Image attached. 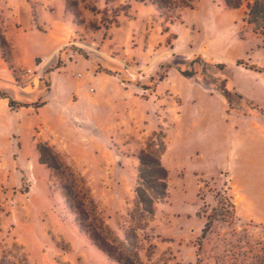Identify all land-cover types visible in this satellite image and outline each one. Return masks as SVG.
<instances>
[{
	"label": "rangeland",
	"instance_id": "rangeland-1",
	"mask_svg": "<svg viewBox=\"0 0 264 264\" xmlns=\"http://www.w3.org/2000/svg\"><path fill=\"white\" fill-rule=\"evenodd\" d=\"M263 39L223 0H0V264H264L227 173L236 93L264 114Z\"/></svg>",
	"mask_w": 264,
	"mask_h": 264
},
{
	"label": "crops",
	"instance_id": "crops-1",
	"mask_svg": "<svg viewBox=\"0 0 264 264\" xmlns=\"http://www.w3.org/2000/svg\"><path fill=\"white\" fill-rule=\"evenodd\" d=\"M52 30L49 32V34H52L54 39L53 45H55L53 51L48 53L47 57L43 58L41 57V62L37 65V70L40 69V71H45L47 67L52 65L53 63L56 62L57 60V53L56 50L64 43V39L68 35L71 34V28H69L67 25H64L61 22H55L52 25ZM61 44V45H60ZM34 81L33 89L36 86L38 89L40 88V80L37 78L32 79ZM4 82V81H0ZM8 83L7 87L2 90L3 93L7 94L6 91H9L10 97L15 101V100H21V101H15L18 102L20 105L24 103L31 102L33 100L32 97H34L35 93L32 92H25V90H21L23 88H19V86L13 85V82H6ZM31 87L30 84L26 85ZM25 86V87H26ZM32 89V88H31ZM29 91V90H27ZM9 96V95H8ZM237 98L234 99V102L232 103V108L233 110H236L237 115L241 118V125L244 130H249L251 135L246 138L245 141V147L247 148L246 150L251 151V152H246L247 156H244V159L239 160V153L233 150L232 156H228L227 161H228V166H227V173L229 178L231 179V188H236L239 196L241 195L242 199H247V203L250 206L252 210H255L256 214L259 215V212L264 210V190L261 192H255L253 194H250L249 191H246L245 188H264V177H257L255 175L251 174V170L253 169H259L258 165L255 164L256 162H259L261 158V163H263L261 171L264 172V155L261 157H252V153H257L256 151L250 150V145L253 144L254 142H257L258 145L261 144V146H264V114H262L257 108H254L253 103H245L241 100V95L240 93H236L235 95ZM7 98V97H6ZM8 99V98H7ZM22 103V104H21ZM253 130V131H251ZM257 132L258 137L257 139H254L252 141V136L254 132ZM256 134V133H254ZM237 149L241 147V143H237ZM252 157V158H251ZM238 161V162H237ZM241 162V163H240ZM245 177V179L243 178ZM237 177L241 184L237 183L234 181V178ZM238 188H242V190H239ZM257 194H259L258 197ZM263 194L262 197L260 195ZM255 195V196H254ZM262 202V203H261ZM260 205L263 206V208L260 207Z\"/></svg>",
	"mask_w": 264,
	"mask_h": 264
},
{
	"label": "trees",
	"instance_id": "trees-1",
	"mask_svg": "<svg viewBox=\"0 0 264 264\" xmlns=\"http://www.w3.org/2000/svg\"><path fill=\"white\" fill-rule=\"evenodd\" d=\"M164 1H173V0H164ZM182 2L185 0H181ZM227 7L238 8L242 5H245V14H246V23L252 26V30L255 34L260 37H264V0H223ZM264 42V39H263ZM8 98V104L10 107H14L18 102H15L7 94H2ZM146 156H143V160L146 162ZM156 166L158 171L161 173L162 185H164L163 179L166 178L167 172L164 167H162L158 161H156ZM142 180L144 181L145 176L141 175Z\"/></svg>",
	"mask_w": 264,
	"mask_h": 264
},
{
	"label": "built area",
	"instance_id": "built-area-1",
	"mask_svg": "<svg viewBox=\"0 0 264 264\" xmlns=\"http://www.w3.org/2000/svg\"><path fill=\"white\" fill-rule=\"evenodd\" d=\"M27 72H28V73H31V70H30V69H27Z\"/></svg>",
	"mask_w": 264,
	"mask_h": 264
}]
</instances>
